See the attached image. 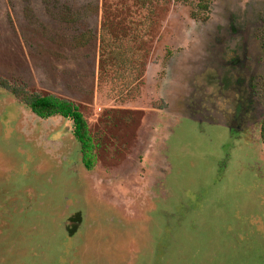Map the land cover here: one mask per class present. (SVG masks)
<instances>
[{"label":"rangeland","instance_id":"374dc122","mask_svg":"<svg viewBox=\"0 0 264 264\" xmlns=\"http://www.w3.org/2000/svg\"><path fill=\"white\" fill-rule=\"evenodd\" d=\"M123 1L0 0V78L77 102L98 153L0 86V264H264V83L223 115L264 0Z\"/></svg>","mask_w":264,"mask_h":264},{"label":"trees","instance_id":"16d2710c","mask_svg":"<svg viewBox=\"0 0 264 264\" xmlns=\"http://www.w3.org/2000/svg\"><path fill=\"white\" fill-rule=\"evenodd\" d=\"M212 1L213 0H202L199 3V6L207 9L209 7V3ZM138 2H141L140 4H142L143 6L148 4L146 0H138ZM112 5L129 9L128 5H126L123 0H104V7H111ZM130 12V10L126 12L128 14V17H130ZM121 14H123V12L120 11L115 14V17L119 20L117 21V23H122L124 20V18L121 17ZM128 20L126 21V23L129 24ZM110 21L111 20H108V22ZM103 28L105 27L103 26L102 30ZM130 30V27L126 28L127 34L130 33ZM129 47L134 48V43H130ZM118 54V51L114 53L116 59L118 58ZM121 56H123L124 59H122V61L117 59L118 63L122 62L124 63V65H130V57L127 54H121ZM138 64L139 62H135V65ZM100 66L101 68L103 67V56H101ZM0 86L13 93L22 102L26 103L32 109V111L41 118L62 116L66 119L72 120L74 123L73 131L82 146L84 164L89 170L95 169L98 161L97 142L95 140V136L92 134L89 121L77 102L51 92H33L28 89L27 84L23 81L12 82L6 78H0Z\"/></svg>","mask_w":264,"mask_h":264},{"label":"flooded vegetation","instance_id":"af4514ba","mask_svg":"<svg viewBox=\"0 0 264 264\" xmlns=\"http://www.w3.org/2000/svg\"><path fill=\"white\" fill-rule=\"evenodd\" d=\"M232 31H233V29H232ZM243 60L244 59H242L240 57L239 58L237 57L232 62L233 63V65H232L233 68L234 69L235 68L239 69L238 71L241 72V73L242 72L245 73V71L248 68V65H246V67L244 66L245 62H243ZM246 72H248V71H246ZM263 83H264V80L261 81V79L256 77V74L252 75L251 78L247 77L245 74L237 76L236 86L238 88V91H237V95H236L237 96L236 97L237 98V102H236L235 107H233L234 110L232 112H229L230 114L227 113L228 111L226 113H224V114L222 113L228 119V125H231L230 124L231 121H233V122L237 121L236 119H234V117H237L238 120L240 118V121H241L242 125H244V126H242V130H245L246 128H248V123H249L248 119L251 117L250 116L251 115V111H252V109L254 107V104H255V103H252V100L256 99V95L255 94H257L258 88L261 87V85ZM214 117H215V115H213L211 113L208 118L210 120H213ZM232 129H235V128L232 127ZM72 217H74V216H72Z\"/></svg>","mask_w":264,"mask_h":264}]
</instances>
